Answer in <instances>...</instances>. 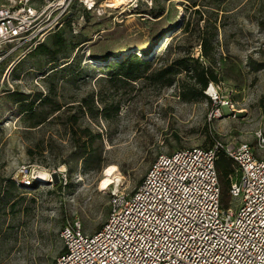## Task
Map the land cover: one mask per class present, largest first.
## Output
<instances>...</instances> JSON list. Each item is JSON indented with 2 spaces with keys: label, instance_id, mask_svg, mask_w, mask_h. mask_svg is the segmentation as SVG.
<instances>
[{
  "label": "rangeland",
  "instance_id": "374dc122",
  "mask_svg": "<svg viewBox=\"0 0 264 264\" xmlns=\"http://www.w3.org/2000/svg\"><path fill=\"white\" fill-rule=\"evenodd\" d=\"M126 6L73 11L42 39L46 51L0 64V264H53L63 225L97 232L113 193L129 194L160 154L246 143L264 158V0ZM177 59L186 70H171ZM202 69L216 81L200 93ZM71 126L99 134L87 164ZM108 165L119 192L98 186Z\"/></svg>",
  "mask_w": 264,
  "mask_h": 264
},
{
  "label": "built area",
  "instance_id": "2783aa9c",
  "mask_svg": "<svg viewBox=\"0 0 264 264\" xmlns=\"http://www.w3.org/2000/svg\"><path fill=\"white\" fill-rule=\"evenodd\" d=\"M44 1L0 5V64L30 52L73 11L100 16L114 8L109 0ZM258 140L264 146L262 133ZM220 149L235 164L225 199L215 165ZM108 216L93 233L64 224L53 264H264V158L246 143L160 154L129 194L113 193Z\"/></svg>",
  "mask_w": 264,
  "mask_h": 264
},
{
  "label": "trees",
  "instance_id": "16d2710c",
  "mask_svg": "<svg viewBox=\"0 0 264 264\" xmlns=\"http://www.w3.org/2000/svg\"><path fill=\"white\" fill-rule=\"evenodd\" d=\"M41 44V43H40ZM39 46H36L35 48L40 51V52H44L47 50V48L45 46H43L42 44ZM34 48V49H35ZM206 54V53H205ZM185 60L184 59H177L176 60V64L178 65V67H170L172 71H176L175 69L178 68V70L180 68H183L184 70L187 69L186 65L184 64ZM117 66H121L120 64H118ZM175 68V69H173ZM122 76H127L124 73H122ZM195 77V81L196 83L199 84V91L201 93V91L206 87V84L208 81H216L215 76L213 75V73L209 70H199L196 75H194ZM116 80H118V82H123L122 78H117ZM264 98V95H263ZM47 98L43 97L40 99L39 102H46ZM59 105L55 104V106L52 108V111H57L59 110ZM24 109V108H23ZM24 111H26V116L28 119H30L34 114L31 111V104L28 108H25ZM45 117L41 119V121H44ZM69 121H71V123L77 124L78 122H76L75 118H70L69 117ZM95 137H99V134H93L87 127H76L74 128V126H71V139L74 143V147L76 149L77 153L76 155H78L79 157L83 158L85 164H87L89 162V158H91L92 153H91V146H92V142L93 139H95ZM216 169H217V174H218V178L220 183L222 182L223 179H226L227 183H226V188L222 187V195L226 193L227 195V187H228V175L231 173H234V168H235V164L233 159H231L230 157H228L224 150L220 149L217 153V158H216ZM222 186V183H221ZM103 225V224H102ZM101 228V227H100ZM99 228V229H100Z\"/></svg>",
  "mask_w": 264,
  "mask_h": 264
},
{
  "label": "bare ground",
  "instance_id": "6f19581e",
  "mask_svg": "<svg viewBox=\"0 0 264 264\" xmlns=\"http://www.w3.org/2000/svg\"><path fill=\"white\" fill-rule=\"evenodd\" d=\"M111 7H120V6H125L128 4L130 0H109ZM124 8V7H123ZM167 34H165L166 36ZM136 47V46H135ZM134 46L131 48H135ZM125 51V50H123ZM123 56V55H122ZM121 56V57H122ZM101 60V58H99ZM212 88V87H211ZM116 166L114 165H108L104 168L103 171V176L99 182V188L100 189H107L108 187L112 186L114 189V192H119L120 191V184H121V178L117 172ZM44 173H40L39 176L44 177Z\"/></svg>",
  "mask_w": 264,
  "mask_h": 264
}]
</instances>
